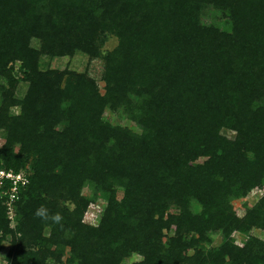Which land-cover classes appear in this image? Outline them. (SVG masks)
<instances>
[{
	"label": "trees",
	"instance_id": "16d2710c",
	"mask_svg": "<svg viewBox=\"0 0 264 264\" xmlns=\"http://www.w3.org/2000/svg\"><path fill=\"white\" fill-rule=\"evenodd\" d=\"M0 138V264H264V0H0Z\"/></svg>",
	"mask_w": 264,
	"mask_h": 264
},
{
	"label": "rangeland",
	"instance_id": "374dc122",
	"mask_svg": "<svg viewBox=\"0 0 264 264\" xmlns=\"http://www.w3.org/2000/svg\"><path fill=\"white\" fill-rule=\"evenodd\" d=\"M213 13L211 12V10L207 11V17H206V21H210L213 18ZM117 39L112 36V35H108L106 42L104 43V45L102 46V50L103 51H110L112 50L116 45H117ZM34 46L36 48H38V43L35 42ZM50 66L52 68H57L60 70H64V69H71L77 72H84V71H89L90 74L95 77L98 81V83L100 84V86H103V82L100 81V76H101V72H102V63L98 60H94L91 61L90 58L86 55H76L74 57H65L62 59H56L51 61ZM27 90V86L25 83H22L20 85V89H19V93L21 96H24ZM109 119L113 124H122L125 126H129L130 128L133 129V125L126 120H122L121 118H119L118 114H112L111 112L109 113ZM3 144V139L0 138V146ZM261 192H253L251 193L247 198L244 199H239L233 202L234 204V208L236 209L237 213L242 216L245 212V209L247 206L251 207L253 206L260 198H261ZM103 213V209L101 208L100 203H96V204H92L88 211L85 214L84 217V221L87 224L90 225H97L100 222L101 216ZM253 235L260 237L262 239H264V233L258 229L253 230L252 232ZM237 239L239 241V239L244 240L245 237L243 235H237ZM220 242V237L217 236L215 238V244H218ZM8 247V245H6ZM7 247L5 249V251L2 254V259L5 256L6 252H7ZM138 259H140L139 257H133L132 259H129L127 261L126 264H131L132 262L137 261ZM3 262V261H2Z\"/></svg>",
	"mask_w": 264,
	"mask_h": 264
},
{
	"label": "built area",
	"instance_id": "2783aa9c",
	"mask_svg": "<svg viewBox=\"0 0 264 264\" xmlns=\"http://www.w3.org/2000/svg\"><path fill=\"white\" fill-rule=\"evenodd\" d=\"M4 180L11 181L13 184L11 200H13L16 193L18 192V185L20 183L22 185H26L28 183V180L25 177L24 173L16 174L12 170H9V171L0 170V187L3 185ZM9 215H10V218L14 216L12 209H10Z\"/></svg>",
	"mask_w": 264,
	"mask_h": 264
},
{
	"label": "clouds",
	"instance_id": "9594fccd",
	"mask_svg": "<svg viewBox=\"0 0 264 264\" xmlns=\"http://www.w3.org/2000/svg\"><path fill=\"white\" fill-rule=\"evenodd\" d=\"M35 217L39 218L40 220L44 222H51L54 225H60L62 226L63 222V215L60 212L52 213L50 210L44 206L41 205L38 207L34 213Z\"/></svg>",
	"mask_w": 264,
	"mask_h": 264
}]
</instances>
